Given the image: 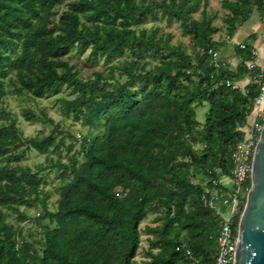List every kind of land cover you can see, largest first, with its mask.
<instances>
[{
  "label": "trees",
  "instance_id": "trees-1",
  "mask_svg": "<svg viewBox=\"0 0 264 264\" xmlns=\"http://www.w3.org/2000/svg\"><path fill=\"white\" fill-rule=\"evenodd\" d=\"M202 1L0 0V264H214L222 219L205 202L227 192L220 179L231 176L259 93L251 81L259 69L246 67L254 39L234 48L235 69L213 60L254 11L264 22V0L221 2L224 41L213 38L207 0L194 18ZM160 20L178 23L194 52L145 27ZM84 53L86 76L75 61ZM62 88L59 112L88 133L71 135L46 110L24 108L25 122L51 128L24 137L6 95L34 100ZM31 150L49 165L23 166ZM47 171L58 180L54 209ZM25 206L41 208L37 238L23 234Z\"/></svg>",
  "mask_w": 264,
  "mask_h": 264
},
{
  "label": "rangeland",
  "instance_id": "rangeland-1",
  "mask_svg": "<svg viewBox=\"0 0 264 264\" xmlns=\"http://www.w3.org/2000/svg\"><path fill=\"white\" fill-rule=\"evenodd\" d=\"M223 0H207V12L211 15H214L216 18L213 21L214 27L219 29V31L214 35V40L216 41H224L226 39V27L223 22V18L226 14L229 12L227 10H224L221 6V2ZM206 1L203 0L201 5L199 6L197 12L194 14V18L199 19L201 15V11L204 7V3ZM145 27L149 29H153L155 27H159L162 32L164 33H170L172 35V43L177 44L181 43L183 47L187 49V52L193 53L192 46L190 43V40L188 37H184L181 34L180 27L178 23H172L171 25H166L163 20L152 22L149 21L145 24ZM237 41L239 40V37H243V34H247V32H251L252 37L263 38L264 41V22L261 21V19L258 17L257 13L254 11L249 20H247L244 24L239 25L237 27ZM245 34V35H246ZM255 40V38H254ZM235 35L232 39L228 40V44L223 47L219 53L216 55V59L220 62H225L227 65H229L232 69H235L238 65V60L234 57V48L235 46ZM259 44V43H258ZM258 57L260 58V62H263L262 58L264 55L263 49L259 47V45L256 47ZM199 51V50H198ZM87 56V53H84L83 55L76 57L75 61L78 64L79 70L83 76H86L93 68L88 66L84 59ZM94 69L102 70V63L99 62L98 66ZM69 94L67 89L62 88L58 92H52L51 94L47 95L44 98L41 99H34V100H28L27 98L23 97L22 99L17 98L15 95L11 94L10 92L6 95L3 106L6 109L7 112H9L11 115H13L14 119L16 120V124L18 125V128L22 132L24 137H35L40 134L42 131H50V127L46 124L42 123H28L25 122L21 116L22 110L24 108H32L37 110L44 109L46 110L47 116L51 118L55 124L59 125L61 130H64L66 133H69L71 135H76L79 133L80 135H86L88 133L86 128L80 127L78 123H75L71 116H63L59 112L58 106L54 103V99L60 95L67 96ZM208 105L204 104L201 107H198L195 109V119L196 121L202 125L205 121L206 113L208 112ZM250 121V117L247 119ZM71 139L67 138L65 140V144H70ZM77 144V143H76ZM77 147V146H76ZM75 147V148H76ZM66 151L63 153V161H66L67 155L65 154ZM57 158V154H52L50 156V159L52 161H55ZM22 165L27 166L32 170H36L38 167L49 165V163L46 161V158L44 155H40L34 150H31L26 153L25 157L22 160ZM42 177L46 178L47 185L44 188L46 191L51 192V198L48 204L49 209H54L56 207V199L57 195L54 193V189L58 185V180L56 179L55 171H47L41 173ZM40 206H33V207H21L20 210L25 212L28 217L29 221L22 222L21 226L23 227V234L26 237L33 236L34 238H37V229L38 224L34 221V218L37 217ZM15 217V216H14ZM12 218L10 221L14 224H17V221L15 218ZM154 216H149L143 223L142 228L145 225H152V219ZM146 235L142 233L141 235V249L139 250V255L137 256V260L141 261L143 257V250L142 248H145L147 246V243L145 241Z\"/></svg>",
  "mask_w": 264,
  "mask_h": 264
},
{
  "label": "built area",
  "instance_id": "built-area-1",
  "mask_svg": "<svg viewBox=\"0 0 264 264\" xmlns=\"http://www.w3.org/2000/svg\"><path fill=\"white\" fill-rule=\"evenodd\" d=\"M241 48L243 46L241 45ZM257 51H252V60L246 63L248 70L259 69V74L253 76L251 81L258 86V96L253 101L250 121L246 120L245 125L239 128L243 139L236 145L232 153L234 169L231 176L227 178L230 182L227 192H219L213 199L206 201V205L220 215L222 222L217 238V254L214 264H232L236 249L237 232L235 234V222L239 219L244 205L248 189L245 184L250 179L251 162L255 145L259 139L261 130L264 127V59L263 64L259 63ZM225 62L216 58L213 60V67H225Z\"/></svg>",
  "mask_w": 264,
  "mask_h": 264
},
{
  "label": "water",
  "instance_id": "water-1",
  "mask_svg": "<svg viewBox=\"0 0 264 264\" xmlns=\"http://www.w3.org/2000/svg\"><path fill=\"white\" fill-rule=\"evenodd\" d=\"M232 264H264V127L253 151Z\"/></svg>",
  "mask_w": 264,
  "mask_h": 264
},
{
  "label": "crops",
  "instance_id": "crops-1",
  "mask_svg": "<svg viewBox=\"0 0 264 264\" xmlns=\"http://www.w3.org/2000/svg\"><path fill=\"white\" fill-rule=\"evenodd\" d=\"M237 32H238V30H236V32H235V46H238V45H241L243 42H245L247 39H249V38H251L252 37V34H251V32H247V34L245 35V34H243V37H239V40L237 41V37H236V35H237ZM255 38V40H254V42H253V47H254V49L256 50V47L259 45V47H261V49H263V51H264V41H263V38H261V40L259 39V38H256V37H252V39H254ZM259 43V44H258ZM257 51V50H256ZM262 59H264V55H263V58ZM263 61V60H262ZM261 64H263V62H261ZM221 184L225 187V188H228L229 187V185H230V182H229V180L226 178V177H221Z\"/></svg>",
  "mask_w": 264,
  "mask_h": 264
}]
</instances>
